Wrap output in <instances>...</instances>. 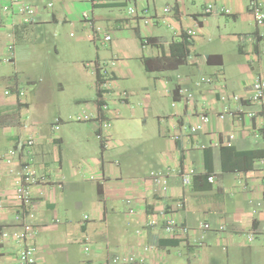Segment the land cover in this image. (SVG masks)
<instances>
[{
	"label": "crops",
	"instance_id": "crops-1",
	"mask_svg": "<svg viewBox=\"0 0 264 264\" xmlns=\"http://www.w3.org/2000/svg\"><path fill=\"white\" fill-rule=\"evenodd\" d=\"M28 1L36 10L32 24L12 28L0 8V158L33 138L39 181L33 216H22L11 172L19 157L13 164L0 160V229L30 222L44 264H111L116 254L143 257L142 264H264V101H243L252 118L217 116L236 108L235 97L250 96L254 77L264 76V25L255 23L250 0H170L163 8L149 0H87L80 7ZM209 3L218 12L205 15ZM131 5L148 7L152 20L129 15ZM188 28H196L192 40ZM182 89L193 93L191 102ZM203 114L210 121L191 132ZM80 115L88 118L76 120ZM98 133L109 138L108 147ZM189 168L197 175L187 187L179 170ZM151 171L165 175L167 190ZM164 213L189 227L184 239L167 234L162 223L147 226L153 216L162 222ZM21 246L0 234V264H17Z\"/></svg>",
	"mask_w": 264,
	"mask_h": 264
},
{
	"label": "built area",
	"instance_id": "built-area-1",
	"mask_svg": "<svg viewBox=\"0 0 264 264\" xmlns=\"http://www.w3.org/2000/svg\"><path fill=\"white\" fill-rule=\"evenodd\" d=\"M93 3L96 2H102L103 0H91ZM1 2V10L9 15L11 17L10 19V26L14 28L17 24H32L35 21L36 16V10L34 6L28 2L27 0H0ZM249 11L254 17L255 23L258 26L264 25V3L263 0H250L249 2ZM169 8H164V12H168ZM219 11L229 14L231 12L230 9L222 7L219 9ZM218 12L216 6L212 3L207 4L204 7V14L209 15L212 13ZM138 13H141L146 22H150L153 18V16L150 13V9L148 7H141L138 8L135 5H131L128 7V14L133 16L137 15ZM85 22L88 24L89 27L93 28L95 30V33L101 34L102 38L101 40L103 42H109L111 40V36L109 34H105L103 32L102 27L96 26L94 20L91 16L86 15L84 17ZM186 36L189 40H192L196 34V28H188L185 31ZM147 42V40L145 41ZM8 51L9 55L6 57V61H12L13 59V44H8ZM2 59V55L0 53V60ZM106 63H102L99 67V73L106 77L109 75V71L107 68ZM253 87H252V93L250 96L246 97L245 99H240V97L236 96L235 99L239 101V105L236 108H229L225 107L223 108L217 116L220 119H225L227 116L229 117H237L239 119L247 117H253L255 113L253 111H247L244 109V102L246 103H255V102H261L264 101V76L261 74H258L253 79ZM181 92L184 94V98L186 101L191 102L194 99V95L191 91L187 89H182ZM8 93V91H7ZM23 92L20 91L19 94H22ZM102 100V99H101ZM100 107L106 109L108 105L104 103L102 100L100 102ZM88 116H78L76 117V120H84L87 119ZM210 121V115L209 114H203L201 117V122L199 124H196L192 126L191 132L196 133L200 131L205 123H208ZM61 119L56 118L54 127L56 129L59 128L61 124ZM102 125L107 128L110 126V121L107 119L102 120ZM97 137L102 142V147L106 148L110 145V140L108 137L104 136L102 133H98ZM230 139H234V135L231 134ZM34 139H21L19 140L16 147L12 148L8 154L5 157L0 158L3 161H5L7 164H13L15 161L14 158L19 157L18 161V167L11 170V172L14 174V183H15V197L17 202L19 203L20 209H21V215H30L33 216L31 213V210L29 207L31 206L33 200H32V187L38 183L39 176L36 172V170L33 167L32 162V156H31V147L34 144ZM231 141L228 143V145H231ZM179 175L182 181V184L184 186L190 187L193 184L195 175H197V171L193 168L189 169H180ZM150 179L158 185H161L164 190L168 189L167 180L165 178V175L162 172L158 171H151ZM93 178V177H92ZM208 181L213 183L215 181V176L213 174H210L208 176ZM186 203L185 198H181L177 202V206L179 208H182ZM130 212H134L133 209L130 210ZM163 220L160 222L157 217H151L148 222L147 226L149 227H155L159 223H162L163 228L167 234H169L172 237L178 238V239H184L189 234V227L182 222H180L174 214L172 213H164ZM202 228L204 230L210 228L209 223H202ZM139 233V230H138ZM262 239H263V245H264V226L263 229L260 231ZM0 234L4 238H8L9 236H12L18 243H20L22 246L17 254V264H44L42 261L38 260V249L37 246L31 242V240L35 236V229L33 225L30 222L27 221H21L19 223V226H16L14 230H9V228L6 229H0ZM255 235V232H251L249 234V238L253 239ZM89 248L86 247V251H88ZM150 246L145 247V251H149ZM111 264H142L144 263V258L131 254V255H123V254H116L111 258Z\"/></svg>",
	"mask_w": 264,
	"mask_h": 264
},
{
	"label": "rangeland",
	"instance_id": "rangeland-1",
	"mask_svg": "<svg viewBox=\"0 0 264 264\" xmlns=\"http://www.w3.org/2000/svg\"><path fill=\"white\" fill-rule=\"evenodd\" d=\"M28 1V0H27ZM87 0H67V2L68 3H74V4H76V6L77 7H80V6H82L83 5V2H86ZM168 1H170V0H149V2H150V6L151 7H154V6H156V7H158V8H163L164 6H166L167 4V2ZM29 2V1H28ZM45 2H52V3H55V7L56 6H58L59 4H60V2L58 1L57 2V0H45ZM49 5H51V4H49ZM0 8H1V5H0ZM118 9H120V8H118ZM126 10L128 11V9L126 8ZM29 49V48H28ZM31 49V48H30ZM21 65L23 66H25V67H28L29 68V70H31V72H33V74L34 75H38V70L37 69H35L34 70V67L32 68V64L31 63H25L24 64V62L23 63H21ZM32 68V69H31ZM19 85H20V87H23V88H26L27 86V82H26V80H25V78H24V76L22 75V77H21V79H20V81H19ZM59 118V117H58ZM72 120V119H71ZM72 121H75V119L74 120H72ZM85 210H87V207H82V210L79 212L81 215H83V213H84V211Z\"/></svg>",
	"mask_w": 264,
	"mask_h": 264
},
{
	"label": "trees",
	"instance_id": "trees-1",
	"mask_svg": "<svg viewBox=\"0 0 264 264\" xmlns=\"http://www.w3.org/2000/svg\"><path fill=\"white\" fill-rule=\"evenodd\" d=\"M18 144V143H17ZM17 146V145H16ZM15 146V147H16ZM254 153V151H249L247 154H253ZM194 182V181H193Z\"/></svg>",
	"mask_w": 264,
	"mask_h": 264
}]
</instances>
